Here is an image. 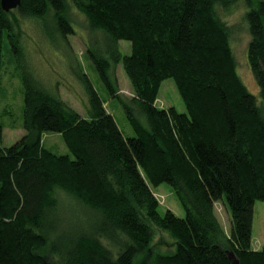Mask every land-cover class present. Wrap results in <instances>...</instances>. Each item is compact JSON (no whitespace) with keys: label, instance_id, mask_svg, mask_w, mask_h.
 Masks as SVG:
<instances>
[{"label":"trees","instance_id":"16d2710c","mask_svg":"<svg viewBox=\"0 0 264 264\" xmlns=\"http://www.w3.org/2000/svg\"><path fill=\"white\" fill-rule=\"evenodd\" d=\"M106 36L105 51L88 48L114 97L112 62L122 63L149 128L122 99L136 136L125 137L90 78L86 116L24 64V20L53 14L65 39L76 33L71 4ZM244 7L251 35L247 57L259 86L252 93L238 71L231 26L221 11ZM7 38L25 89V135L4 147L0 125V264H137L156 229L175 239L155 264H264L253 249L254 207L264 201V0H21L6 12L0 0V78ZM131 43L124 54L118 43ZM173 79L186 106L155 105ZM60 133L70 155L43 145ZM171 185L186 216L159 212L153 188ZM75 201V224H62L63 195ZM224 202L226 235L215 212ZM82 208V210H81ZM84 209V210H83ZM117 245L113 252L104 243Z\"/></svg>","mask_w":264,"mask_h":264},{"label":"rangeland","instance_id":"374dc122","mask_svg":"<svg viewBox=\"0 0 264 264\" xmlns=\"http://www.w3.org/2000/svg\"><path fill=\"white\" fill-rule=\"evenodd\" d=\"M221 14L224 21L232 29L231 44L239 74L249 90L259 95L258 83L248 63L247 51L251 35L243 18L244 7L239 3L232 12L221 11ZM70 19L76 27V33L69 35L67 39H64L56 30L53 14H49L43 22L34 19L24 20V64L30 67L34 75L43 79L49 88L51 87L49 84L52 83V87L56 88L59 83V91L63 99L83 116H86L89 99L77 75L85 73L105 100L107 110L114 116L125 137H134L136 133L128 120L127 112L120 99L127 103L134 110L135 116L144 126L149 128L147 117L140 105L134 100L135 91L122 63L115 64L112 62L109 72L114 84H116V94L113 97L101 81L87 53L89 47L105 51L106 34L102 30L92 28L87 17L73 3L70 9ZM118 46L124 54L129 55L131 53L130 42L120 41ZM155 105L165 109L175 107L181 113L186 112L185 103L173 79H167L162 83ZM24 106L25 89L21 68L14 58L6 38L0 78V125L4 129L2 143L4 147L14 145L25 135ZM43 145L57 155L72 156L60 133H44ZM152 190L160 202L159 212L161 214L171 210L181 218L186 216L185 208L171 185L163 183ZM61 194L64 203L58 212V219L64 225L75 224L72 218L77 215V212L81 215L79 209L74 206L76 205L75 200L64 192ZM215 212L226 235H230L232 218L224 202L220 201L215 204ZM104 243L113 252L120 249L119 246L110 244L108 241L104 240ZM252 246L255 250L264 248V201L255 203ZM174 250L175 239L171 234L156 229L152 248L147 255L139 258L137 264H155V254L172 253Z\"/></svg>","mask_w":264,"mask_h":264},{"label":"water","instance_id":"95a60500","mask_svg":"<svg viewBox=\"0 0 264 264\" xmlns=\"http://www.w3.org/2000/svg\"><path fill=\"white\" fill-rule=\"evenodd\" d=\"M1 5L6 12H10L21 5V0H1ZM231 257L233 258V264H240L234 253L231 254Z\"/></svg>","mask_w":264,"mask_h":264},{"label":"bare ground","instance_id":"6f19581e","mask_svg":"<svg viewBox=\"0 0 264 264\" xmlns=\"http://www.w3.org/2000/svg\"><path fill=\"white\" fill-rule=\"evenodd\" d=\"M231 32H232V30H231Z\"/></svg>","mask_w":264,"mask_h":264}]
</instances>
